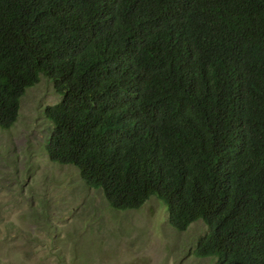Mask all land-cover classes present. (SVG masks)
<instances>
[{
  "label": "trees",
  "instance_id": "16d2710c",
  "mask_svg": "<svg viewBox=\"0 0 264 264\" xmlns=\"http://www.w3.org/2000/svg\"><path fill=\"white\" fill-rule=\"evenodd\" d=\"M40 76L51 162L202 220L197 258L264 264V0H0V128Z\"/></svg>",
  "mask_w": 264,
  "mask_h": 264
},
{
  "label": "rangeland",
  "instance_id": "374dc122",
  "mask_svg": "<svg viewBox=\"0 0 264 264\" xmlns=\"http://www.w3.org/2000/svg\"><path fill=\"white\" fill-rule=\"evenodd\" d=\"M60 100L40 76L17 121L0 128V264H216L194 255L208 231L202 220L178 232L155 197L113 210L74 166L50 161L45 109Z\"/></svg>",
  "mask_w": 264,
  "mask_h": 264
}]
</instances>
